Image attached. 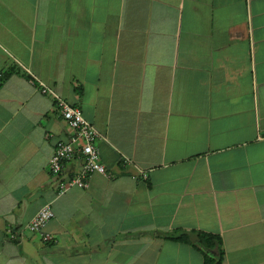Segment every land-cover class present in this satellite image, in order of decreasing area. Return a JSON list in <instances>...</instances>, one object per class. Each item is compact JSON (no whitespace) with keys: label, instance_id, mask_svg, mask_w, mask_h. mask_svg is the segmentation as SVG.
Masks as SVG:
<instances>
[{"label":"crops","instance_id":"1","mask_svg":"<svg viewBox=\"0 0 264 264\" xmlns=\"http://www.w3.org/2000/svg\"><path fill=\"white\" fill-rule=\"evenodd\" d=\"M5 72L0 264H204L175 230L220 235L222 264H264V0H0ZM58 99L107 168L62 194Z\"/></svg>","mask_w":264,"mask_h":264},{"label":"built area","instance_id":"2","mask_svg":"<svg viewBox=\"0 0 264 264\" xmlns=\"http://www.w3.org/2000/svg\"><path fill=\"white\" fill-rule=\"evenodd\" d=\"M42 91L47 93L49 90L44 87ZM54 96L57 97L55 93ZM58 100L61 115L72 130L69 140L59 139L56 142L54 154L49 162L51 173L59 179V193L62 194L73 187H87L93 174H106L107 168L101 159L100 150L96 144L99 134L95 126L84 117L80 108L61 99ZM77 158L82 160L80 170L71 177H65L63 173L66 162ZM54 215L52 207L47 204L34 216L28 225L29 230L31 232L42 231ZM9 237L14 239L16 233L10 231ZM44 239L49 240L50 238L44 236Z\"/></svg>","mask_w":264,"mask_h":264},{"label":"trees","instance_id":"3","mask_svg":"<svg viewBox=\"0 0 264 264\" xmlns=\"http://www.w3.org/2000/svg\"><path fill=\"white\" fill-rule=\"evenodd\" d=\"M8 75L7 72L0 74V86ZM192 235L195 236L194 239H192ZM164 237L169 240L192 244L203 254L204 264H222L223 262V242L218 234L196 230H175L165 234Z\"/></svg>","mask_w":264,"mask_h":264}]
</instances>
